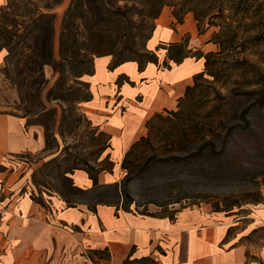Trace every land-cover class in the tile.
Instances as JSON below:
<instances>
[{
	"label": "rangeland",
	"instance_id": "1",
	"mask_svg": "<svg viewBox=\"0 0 264 264\" xmlns=\"http://www.w3.org/2000/svg\"><path fill=\"white\" fill-rule=\"evenodd\" d=\"M157 1H7L0 10V48L5 53L0 68L15 94L8 110L44 142L39 151L16 156L17 168L25 172L27 191L38 201L58 193L75 203L91 206L103 200L144 214L199 208L225 216L233 223L229 233L261 246L264 0H168L160 8ZM166 12L189 16L197 31L208 32L216 45L204 75L210 83L193 93L187 108H197L204 117L217 109L221 129L216 136L191 141L180 124L157 121L150 141L127 155L125 167L122 158L116 183H98L79 192L72 185L74 169L97 175L114 165L108 134L93 126L80 107L90 96L84 78L92 71L93 59L109 54L112 63L143 61L154 21ZM215 41L221 42V50ZM175 49L198 53L188 47ZM124 264L157 263L132 259Z\"/></svg>",
	"mask_w": 264,
	"mask_h": 264
},
{
	"label": "crops",
	"instance_id": "2",
	"mask_svg": "<svg viewBox=\"0 0 264 264\" xmlns=\"http://www.w3.org/2000/svg\"><path fill=\"white\" fill-rule=\"evenodd\" d=\"M8 0H0V10ZM147 47L158 62L141 69L136 61L112 63L109 54L95 56L85 76L90 96L80 104L95 127L108 134L114 165L97 174L99 183L115 182L126 151L146 131V121L165 109H176L204 57H167L162 43L180 42L207 53L216 49L208 32L199 33L192 18L176 22L170 12L154 21ZM161 46V47H159ZM5 57L0 48V66ZM164 62L168 64L164 65ZM0 68V264H122L126 259L150 257L158 264H250L264 260V244L252 245L229 233L231 220L218 212L182 208L173 216L144 214L97 204L67 205L57 193L45 202L27 191L25 172L16 156L34 153L43 139L22 117L8 110L14 91ZM17 160V161H16ZM75 186L88 188L92 180L83 169L71 174ZM49 195V196H48Z\"/></svg>",
	"mask_w": 264,
	"mask_h": 264
},
{
	"label": "trees",
	"instance_id": "3",
	"mask_svg": "<svg viewBox=\"0 0 264 264\" xmlns=\"http://www.w3.org/2000/svg\"><path fill=\"white\" fill-rule=\"evenodd\" d=\"M167 3H169L168 0H158L157 1V5L159 8L162 5L167 4ZM172 15L174 16L176 22L180 23L183 21V14H178L176 12H172ZM155 17L156 16H154V18ZM215 43L218 44V46L221 50V42L215 41ZM160 45L162 47L167 48V57L174 62H179L186 56H195V57L203 56L204 57V67L201 71L197 72L193 76V83L191 85L186 86L184 95L178 100V104H177L176 109H171V110L165 109L163 111L157 112V113L153 114L146 121V124H145L146 132H145V134L141 135L136 141H134L132 143V145L129 147V149L126 151V153L123 157L122 167L124 166V164L126 162L127 155L129 153H131L137 146L141 145L142 143L150 141L151 136H152V131L154 128V124L157 121L165 120V121L171 122L175 125L180 124L181 125L180 126L181 132L186 137L190 138L191 141L195 140L196 138H202L204 136H216V135H218V131L221 129V126H222V119H221L220 113L217 109L215 111H213L212 113H209V114L207 113L204 117L202 112L197 110V108H193L191 110L187 108L188 102H189L190 98L193 96V93L196 92L197 90L203 91V88L208 87L210 80L205 78L204 75H205V72L208 69V65L210 63L209 57L211 55L215 54V52L210 51L207 53H202L199 49H192V48L187 46L188 43H187V41L185 42L184 39H182L180 42L162 43ZM161 46H159V47H161ZM185 47H188V50L191 49V50L198 51L197 55H188V54H181L180 52H178V53L174 52L175 48L180 49V48H185ZM220 50L217 52L219 53ZM103 55H105V54H103ZM124 61H129V60H124ZM124 61L115 62L114 64L121 63ZM133 61H136L138 64V68L141 69L148 62L157 63L158 57H157L156 52L154 50H148V55L143 61H140V60H133ZM164 65L168 66V64L166 62H164ZM211 75L213 77L215 76L214 74H211ZM218 95H219L218 97H222V96H220V94H218ZM213 100H216V98ZM162 112H165L166 114L163 115ZM107 146H108V148L110 147L109 137H108V145ZM76 169H82V168H76ZM83 170H85V169H83ZM110 170L111 169L106 170V171H110ZM85 171L88 173L89 177L91 178L92 185H91V187H88V188H81V187L75 186L72 182V185L79 192L90 191L99 185L98 184L99 182L97 180V175L91 171H87V170H85ZM114 183H116V181L113 183H109V184H114ZM120 191H121V189H120ZM98 196L101 197L102 194H99ZM64 201L67 202L66 204L69 206L70 205H76V203L74 201H70L67 199H64ZM101 203L113 205V204L107 203L103 200H98L93 205H91V206L87 205V206L90 210L94 211L96 205L101 204ZM115 208L117 209L118 207L115 206ZM122 209L129 210L126 208H122ZM170 216H173V215H170ZM133 259L151 260V261L156 262L155 260H153L150 257H141V258H133ZM127 260H132V259H129V258L126 259V260H124V262L122 264H124Z\"/></svg>",
	"mask_w": 264,
	"mask_h": 264
}]
</instances>
